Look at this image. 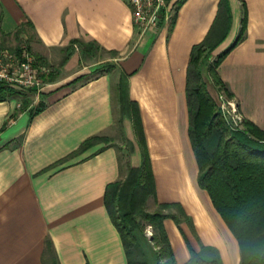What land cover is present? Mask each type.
<instances>
[{
	"label": "crops",
	"instance_id": "1",
	"mask_svg": "<svg viewBox=\"0 0 264 264\" xmlns=\"http://www.w3.org/2000/svg\"><path fill=\"white\" fill-rule=\"evenodd\" d=\"M219 1L181 0L154 33L141 34L123 0H0V45L24 38L52 68L40 94L20 91L0 101V264H51L53 257L57 264H128L104 205L105 187L123 175L117 148L98 151L97 144L57 163L85 139L118 132L138 168L129 102L151 161L153 201L183 210L178 224L163 221L176 263L189 260L188 244L194 252L214 248L221 264H239L236 239L197 184L189 140V55ZM226 1L229 31L200 71L219 105L225 94L207 66L235 41L244 6V36L215 71L242 119L264 130V0Z\"/></svg>",
	"mask_w": 264,
	"mask_h": 264
},
{
	"label": "trees",
	"instance_id": "2",
	"mask_svg": "<svg viewBox=\"0 0 264 264\" xmlns=\"http://www.w3.org/2000/svg\"><path fill=\"white\" fill-rule=\"evenodd\" d=\"M180 3L181 1L177 7ZM243 9L240 30L235 41L207 66V72L218 92H223L228 99L231 95L225 91L215 69L244 36V6ZM230 23L227 1L220 0L209 32L201 43L191 49L186 71L189 140L198 169L197 184L207 193L214 209L236 239L239 264H264V130L244 119L241 127H233L223 117L218 103L207 91L200 71L202 61L207 60L211 51L226 37ZM20 93L0 84V101ZM43 107V104H39L34 113H39ZM128 108L140 151L141 165L133 168L126 163L124 178L105 187L104 205L119 234L128 264H146L145 260L131 258L132 250L139 251L136 236L140 228L138 219L145 221L153 230L150 241L157 250L155 264H177L163 221L171 218L178 224L179 218L168 210L174 209L184 217L183 210L178 204L157 203L153 212L145 210L148 199L154 200L155 183L137 106L129 102ZM107 140L104 136H91L57 164L97 144H103L98 150L100 151L107 146ZM187 248L189 260L184 264H221L214 248L203 247L200 252H194L188 244ZM45 251L51 253L48 239L45 240ZM140 254L144 255L143 252ZM51 264H57L54 257Z\"/></svg>",
	"mask_w": 264,
	"mask_h": 264
},
{
	"label": "built area",
	"instance_id": "3",
	"mask_svg": "<svg viewBox=\"0 0 264 264\" xmlns=\"http://www.w3.org/2000/svg\"><path fill=\"white\" fill-rule=\"evenodd\" d=\"M130 10L131 23L140 33H154L160 20L168 18L181 0H123ZM52 68L39 63L31 53L24 38L16 45H0V84L16 91H33L40 94L44 88L43 77ZM219 108L223 117L233 127H241L242 117L234 102L219 94Z\"/></svg>",
	"mask_w": 264,
	"mask_h": 264
},
{
	"label": "rangeland",
	"instance_id": "4",
	"mask_svg": "<svg viewBox=\"0 0 264 264\" xmlns=\"http://www.w3.org/2000/svg\"><path fill=\"white\" fill-rule=\"evenodd\" d=\"M214 59V58H213ZM207 90L209 93L212 95V97L216 100V92L215 89L212 87L211 83L208 81L207 84ZM108 140L107 145H113L117 150L119 151V160L121 164V170H122V178H124V173L126 171V163L128 162L130 164L131 160L133 161L134 159H131L130 157V149L128 145L125 143V141L120 137L118 132L112 133L111 136L106 137ZM103 145V144H102ZM131 166V164H130ZM135 168L134 166H131ZM145 210L147 212H153L156 210V204L154 203L153 199L150 198L146 202L145 205ZM170 213H173L177 217H181L178 212L174 209L168 210ZM140 228L137 230V240L139 244V251L137 252L135 250H132V255L131 258H134L136 260H145L146 264H155L156 262V253L157 250L154 248V246L151 243V236L153 234V230L150 226L147 225V223L143 220L138 219ZM140 252H143L144 255L142 256ZM164 261V259H162Z\"/></svg>",
	"mask_w": 264,
	"mask_h": 264
}]
</instances>
